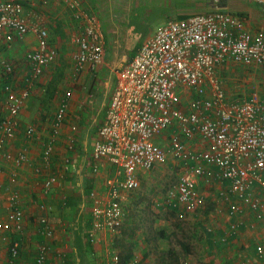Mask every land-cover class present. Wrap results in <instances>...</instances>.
Returning <instances> with one entry per match:
<instances>
[{"label": "built area", "instance_id": "built-area-1", "mask_svg": "<svg viewBox=\"0 0 264 264\" xmlns=\"http://www.w3.org/2000/svg\"><path fill=\"white\" fill-rule=\"evenodd\" d=\"M25 1L0 0V45L10 46L15 38L23 39L29 33L38 37V46L25 52L29 75L21 91L16 89L13 63L0 56V154L17 165L24 162L25 154L6 153L5 137L15 134V118L32 83L56 58V51L48 45L46 29L31 25L25 17ZM64 1L81 27L74 38L78 46L74 54L76 78L85 66L94 68L104 61L103 34L96 17L84 13L78 0ZM227 63L264 66V32H250L243 19L231 12L200 11L170 18L116 70L93 155L107 159L119 178L107 181L105 200L96 191L90 192L89 238H95L99 230L119 231L124 217L121 194L138 188L140 169L164 163L169 154L177 157L184 169L168 191V201L172 199L175 206H180L182 215L193 213L202 202L199 180L213 178L227 182L224 196L232 200L231 213L239 210L237 199L263 218L264 201L251 194L255 187L264 191V94L254 90L243 101L228 102L219 72ZM70 96L67 91L54 113L51 135L42 145L45 165L51 162ZM34 131L28 126L25 133L32 137ZM196 139L201 141L199 146ZM191 144L196 147L191 149ZM211 166L217 170L213 172ZM43 186L59 188L62 183L49 175ZM7 218L21 227L23 212L16 196L11 199ZM38 222L43 234L54 233L47 217L41 216ZM3 227L0 218V232ZM236 228L237 223L230 225L231 231ZM18 251L15 242L10 247L11 257L15 258ZM257 253L263 255L261 246ZM113 260L119 264L117 254ZM36 264H50L45 244L39 245Z\"/></svg>", "mask_w": 264, "mask_h": 264}, {"label": "crops", "instance_id": "crops-1", "mask_svg": "<svg viewBox=\"0 0 264 264\" xmlns=\"http://www.w3.org/2000/svg\"><path fill=\"white\" fill-rule=\"evenodd\" d=\"M78 1L83 12L94 15L98 21L99 30L103 34L105 56L106 54H128L130 56L142 42L152 36V33L143 31L142 35H138L141 40L136 42L134 51L130 53L127 51L128 33L141 31L140 23L167 22L170 18L193 13L184 10V0ZM171 2L173 9L169 10ZM30 4L37 15H35V20H30L27 9L24 8L28 22L30 21L31 25L45 28L49 33V38L57 39L61 51L63 43L68 42L64 39L70 36V31H74L71 41L75 47V54L78 46L74 38L80 32L81 27L66 2L64 0H31ZM216 4L223 11L231 12L243 19L250 32H264V3L256 0H218ZM176 5L179 6L175 7ZM199 8L200 6L195 10H200ZM49 38L47 34V41L50 44ZM10 46L13 50H18L17 57H24L26 75L23 76L20 72V77H18L22 81L21 85H24V80L29 75V64L25 52L38 46V37L34 33H29L23 39L15 40ZM129 56L116 62L114 68L119 69L126 63ZM99 68V65L94 68L85 66L76 80L72 79L70 73L66 79L61 80L60 84L56 81L59 85L54 90L50 105L45 104V99H48L45 93L47 90H53L56 84L51 85L54 81H52L53 78L47 77L49 70L44 71L32 83L30 94L24 99L15 118L16 132L13 136L5 137L4 147L6 153L15 156L23 152L26 158L23 163L17 165L13 159H7L2 153L0 154V218L5 224L9 222L7 217L11 199L16 196L24 220L20 228L9 222L1 231L0 264H36L40 244L46 245L50 264H115L113 257L116 254L119 257V264H122L119 252L126 251L128 245H132V258L129 264H159L156 258L161 253L166 257L174 256L176 260H183L187 257L190 264H264V216L263 218L257 217L242 201L237 199L235 202L239 210L235 214L231 213L229 205L232 200L224 196L228 192L227 182L213 178L209 181L200 179L197 185L202 201H206L207 204L199 205L192 214H198V211H201L206 215V219L204 223L201 222V216L198 214L199 221L195 225L201 226V233L198 237L193 236L195 234L192 235L191 245L176 238L171 241L168 235H162L156 240L140 241V243L127 242L116 239L120 231L113 233L107 230H99L97 238H89L88 230L91 227L92 214L85 209L86 201L90 200L92 191H96L98 196L105 200L109 192L107 181L115 178L117 174V170L107 159L95 158L93 155V144L98 127L105 118L110 94L115 85V73L112 69L104 67L99 71ZM247 68H255L256 71L253 70L250 73L247 72ZM219 72L223 73L227 79L230 76L234 77L237 73L245 77L249 76L253 80L257 76L259 77L255 80L257 85L253 88L264 94V66L227 63L219 68ZM40 82L42 85L46 82V85H39ZM17 83L16 79L15 85ZM40 86L44 92L43 95L35 92ZM32 89L34 91L31 92ZM254 90L236 97L235 100L229 99L226 90V100L228 102L243 101ZM67 91L71 92L68 99V110L64 115V123L56 136L51 162L45 165L41 156L42 145L51 135L54 113ZM28 126L35 128L32 137H27L25 133ZM163 166L164 163L157 164L152 170H159ZM211 169L215 172L217 167L211 166ZM147 171L149 170L140 169L138 171L139 182L143 181ZM51 174L61 181L62 188H44V178ZM174 185L175 183L172 186ZM42 187L45 191L50 190L48 193L51 199L50 212L56 211L55 203L60 201L58 199L60 195L65 199L61 207L73 212L72 219L60 222L58 229L52 223L54 233L51 236L41 232L38 224L39 209L32 202L39 193H43ZM251 195L264 201V191L261 188H253ZM166 196L169 195L166 194ZM164 208L175 214L177 218L182 216L180 206H175L172 199L167 201ZM28 214L30 219L33 218L32 223L27 220ZM64 215L66 218L67 214ZM232 223H237L234 231L230 229ZM7 228H9L8 231H6ZM111 236H113L112 239ZM15 242L19 244V251L18 255L13 258L10 247ZM177 244L182 246L181 254L174 249ZM192 245L200 247L198 254L193 252ZM81 246L82 248L84 246L83 251ZM258 246L263 248L262 256L257 253Z\"/></svg>", "mask_w": 264, "mask_h": 264}, {"label": "rangeland", "instance_id": "rangeland-1", "mask_svg": "<svg viewBox=\"0 0 264 264\" xmlns=\"http://www.w3.org/2000/svg\"><path fill=\"white\" fill-rule=\"evenodd\" d=\"M217 2L218 0L217 1L215 0H184L183 5H184V10H186V12L192 11L193 13L200 12V11L222 10L221 7H219L218 4H216ZM24 3H25L24 8L27 9L29 19L35 20V15H37V13L33 11L32 9V6L30 4L31 0H27ZM169 4H171V6H169V10L173 9L172 2ZM178 6L179 5H176L175 7H178ZM199 6H200L199 8L200 10H195ZM32 16L34 17L32 18ZM141 17H146V16H141ZM165 23L166 21L165 22H154V21L150 22L149 21L144 24L140 23L141 31L139 32L131 31L128 33V37L126 38L127 51L129 53L132 50L134 51L136 42L138 40H141L140 36L138 38V35H142L145 31L149 32L150 34L151 33L154 34V32H156V30L160 26L164 25ZM47 34L49 38V33ZM73 36H74V31L73 32L70 31V36L64 39V41H68V42L63 43V46L61 47L62 51L60 50L59 42L57 41V39L49 38L50 44L48 43V45L51 49H54L56 51V58L54 62L49 64L47 67H45L44 71L49 70L47 77L53 78L52 81L54 82H51L52 86L54 84L56 85L54 86L55 88L53 90L46 91L45 96H47L48 99H45V104H49V105L51 104V101L54 95V90L61 83L62 79H66V77H68L70 73H71L72 79L76 80L78 77L77 76L75 78L73 75L74 66H75L74 64L75 47H74L73 42L71 41ZM15 40H19V39L15 38ZM9 47L11 46H5L4 44L0 45V56L2 59L11 60L13 62L14 67H15V80L17 79V82L19 83V84L17 83L16 89L20 88L18 91H21L24 88V85H21L22 81H20L18 77H20V74H19L20 72H21V75L23 76L26 75L27 70L25 68L24 57L22 56L17 57L18 50H13V47L11 48ZM127 56L129 55L128 54H106V56L104 57V61L99 64V67H100L99 71L104 67H108V69H112V71L115 73L117 70L114 68L115 63L118 61H121L122 59H124V57H127ZM104 62L105 63L109 62V64H105ZM247 69H248L247 72H250V73H252L253 70L256 71L255 68H247ZM220 76L225 84V89L228 91V95H229L228 97L231 100H235L237 99L236 97H240L241 95L250 93L252 90H254L253 86L257 85V82H255V80H258L259 78L256 76L253 80V79H250L249 76L245 77L239 73H237L234 77L230 76L229 79H227L223 73H221ZM56 81L59 82V84ZM39 85H42V83L40 82ZM44 85H46V82L43 83L42 86ZM59 87L61 88V86ZM32 91H34V89H32L31 92ZM35 92L37 94L41 93V95H43L44 93L41 86L39 87V90L36 89ZM195 142H196V146H199L201 141L199 139H196ZM196 146L191 144V147L190 146L189 147L191 149H194ZM182 170L184 169L181 166V161L177 157L172 156V154H169L167 160L164 162V166L161 169L159 170L149 169V171H147L148 173L145 174L143 181L141 180V182H139V186L137 189L128 191V192H123L121 194L122 201H123V208H124V217L122 220V224L119 228L120 233H118V236H116L117 237L116 239H120V240L127 241V242L136 241L137 243H140V241L143 242V241L156 240L159 237H162V235H166V236L168 235L171 238V241L172 240L174 241L176 238V239H179V241L182 240L183 243L185 244L187 243L188 245H191V238H193V236L198 237L201 233L200 232L201 226L197 227V224L195 225V223H198L199 221L198 214L201 216L200 221L203 223L206 219V215L203 214L201 211H198V214L186 213L182 216H178L177 218L175 214H172L171 211L165 209L166 207L163 209V207L167 205V201H168V198H167L168 196H166V194H168L167 190L168 188H171V186L174 183H176L178 176L180 175ZM41 173L42 172H40V174ZM55 173H57V171H55ZM46 176H49V175H46ZM115 176H116L115 178L117 179L119 178L117 174ZM42 191L43 193L42 192L39 193V195H37L36 198H33L34 201H32L33 204L37 205L39 209L38 219H40L41 216L47 217L48 222L51 225L54 224L58 229L60 222L63 223L65 221H70L72 219L73 212L67 209L64 210L63 207H61V204L65 201L62 195H60V197L58 198L60 201H57L55 203L56 211L50 212L51 206L49 204H50L51 199H49L50 195L48 194L50 190L45 191V189L42 187ZM88 201H86L87 205L85 206V209L91 212V202L90 200ZM204 203L207 204V202L203 200L200 206L204 205ZM65 213L67 214L66 218L64 217ZM32 219H30V215L28 214L27 220L32 223ZM8 224L9 222L7 224H5V222L3 223L4 227H6ZM8 230L9 228L6 229V231ZM97 236L98 235L96 233L95 238H97ZM112 238L113 236H111V239ZM171 246H173V244H171ZM192 248L195 254L199 253V250H200L199 246L192 245ZM174 249L176 252L179 251L178 253L181 254V249H182L181 244L180 245L177 244V246L174 247ZM184 251H186V248H184ZM156 259L158 260L159 264H173V263L190 264V262L187 260V257L186 259L176 261L174 256L166 257L162 255V253L161 255H157Z\"/></svg>", "mask_w": 264, "mask_h": 264}, {"label": "trees", "instance_id": "trees-1", "mask_svg": "<svg viewBox=\"0 0 264 264\" xmlns=\"http://www.w3.org/2000/svg\"><path fill=\"white\" fill-rule=\"evenodd\" d=\"M221 1H223V0H221ZM221 3V2H220ZM219 3V4H220ZM224 4V3H223ZM131 55V54H130ZM168 198V197H167ZM131 247H132V245H128L127 247H126V251H123V250H121L120 252H119V254H120V257H121V259H122V264H129V261H130V259L132 258V252H131ZM123 248V247H122ZM81 249H82V251H83V249H84V246H83V248H82V246H81ZM81 249H79V250H81ZM170 252V251H169ZM176 261H178V260H176ZM173 264H175V263H173Z\"/></svg>", "mask_w": 264, "mask_h": 264}]
</instances>
